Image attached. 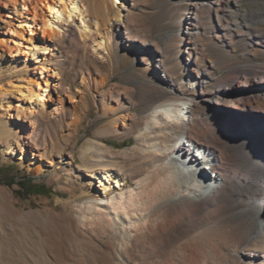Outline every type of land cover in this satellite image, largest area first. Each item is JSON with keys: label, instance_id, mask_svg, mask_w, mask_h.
Returning a JSON list of instances; mask_svg holds the SVG:
<instances>
[{"label": "rangeland", "instance_id": "374dc122", "mask_svg": "<svg viewBox=\"0 0 264 264\" xmlns=\"http://www.w3.org/2000/svg\"><path fill=\"white\" fill-rule=\"evenodd\" d=\"M1 1L0 38L12 49L0 46V264H155L142 260L145 248L130 244L127 235L114 248L108 235L79 223L81 212L89 216L80 206L104 196L89 174L113 169L132 188L159 164L157 156L165 157L142 148L139 139V131L149 133L164 121H150L147 93H186L190 76L204 81L201 89L195 84L197 91H211L235 66L260 64L264 73V37L257 35L264 20L251 15L264 0H82L89 22L97 17L104 26L82 39L74 23L60 25L54 38H43L34 25V36L47 47L35 55L12 33L31 35L22 22L29 12L14 0H3L7 8ZM115 1L128 8L119 26L109 24L105 11ZM33 5L27 4L29 11ZM103 33L110 42L101 57L91 45ZM41 68L49 72L41 74ZM33 77L53 82L47 107L34 114L13 90ZM20 105L27 108L24 115ZM173 105L172 116L178 117L184 107ZM240 113L233 109L225 116ZM24 151L40 169L19 159ZM117 221L125 224L126 218L120 214ZM182 241L163 258L183 255L187 240ZM263 251L264 241L245 252L242 263L264 264Z\"/></svg>", "mask_w": 264, "mask_h": 264}, {"label": "bare ground", "instance_id": "6f19581e", "mask_svg": "<svg viewBox=\"0 0 264 264\" xmlns=\"http://www.w3.org/2000/svg\"><path fill=\"white\" fill-rule=\"evenodd\" d=\"M14 1L23 12H29L30 16L26 15L22 22L32 32L28 38L17 29L12 33L20 47L27 41L28 52L33 55L47 49L41 47L34 36L37 34L32 30L34 25H39L43 38H54L61 32L60 25L74 23L82 39L90 38L94 30L99 31L104 26L98 18L89 22L88 9L82 0ZM1 3L5 8L9 6L6 1ZM31 3L34 5L29 11L27 4ZM198 6L199 3L193 5ZM105 9L110 25L125 23L128 8L123 2L115 1L111 8ZM251 15L264 20V7L252 10ZM257 35L264 37V30H258ZM108 37L103 33L94 39L91 46L95 54L103 57L107 53ZM134 40L143 43L140 39ZM5 45L12 49L0 38V46ZM45 59L48 57L40 62L44 63ZM190 70L194 72L192 67ZM262 70L260 64L235 66L211 91H197L195 84L201 89L204 81L190 76L193 83L186 93L171 91L169 96L147 93L146 99L152 103L150 121H157L160 116L164 121L149 133L139 131V139L142 148L165 157L157 156L159 164L136 180L132 188H128L113 169L89 174L98 179L104 196L80 206L89 214L80 213L82 227H94L101 235H108L109 246L114 248L119 247L123 236L127 235L130 244L145 248L142 260L155 259V264H243L244 253L254 251L264 241ZM40 72L44 74L49 70L41 68ZM50 76L55 78L56 75ZM51 85L52 80L42 82L33 77L27 86L19 85L13 90L22 100L29 101L28 110L30 108V113L34 114L38 108L47 107ZM3 91L0 88V93ZM174 102L184 107L178 117L172 116ZM11 109L10 102L7 109L10 115ZM233 109L241 112L238 117L225 116ZM17 110L24 115L27 108L20 105ZM192 148L198 150L191 153ZM19 159L33 168H41L25 151ZM108 192L111 195L107 196ZM120 214L126 218L125 224L118 223ZM182 240H187L186 245H182L183 255L180 256L179 248L178 259L163 258L167 250ZM260 258L264 263V251L260 252Z\"/></svg>", "mask_w": 264, "mask_h": 264}, {"label": "crops", "instance_id": "0c3cea01", "mask_svg": "<svg viewBox=\"0 0 264 264\" xmlns=\"http://www.w3.org/2000/svg\"><path fill=\"white\" fill-rule=\"evenodd\" d=\"M127 17H128V14H127ZM95 18H97V17H95ZM98 20H99V19H98ZM126 20H127V18H125V23H126ZM125 23H124V24H125Z\"/></svg>", "mask_w": 264, "mask_h": 264}]
</instances>
